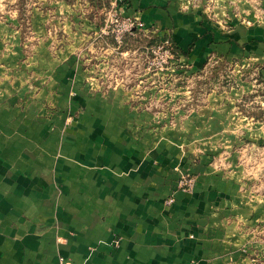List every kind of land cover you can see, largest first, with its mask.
I'll return each mask as SVG.
<instances>
[{
	"label": "crops",
	"instance_id": "0c3cea01",
	"mask_svg": "<svg viewBox=\"0 0 264 264\" xmlns=\"http://www.w3.org/2000/svg\"><path fill=\"white\" fill-rule=\"evenodd\" d=\"M114 4L222 88L107 86ZM186 263L264 264V0H0V264Z\"/></svg>",
	"mask_w": 264,
	"mask_h": 264
},
{
	"label": "rangeland",
	"instance_id": "374dc122",
	"mask_svg": "<svg viewBox=\"0 0 264 264\" xmlns=\"http://www.w3.org/2000/svg\"><path fill=\"white\" fill-rule=\"evenodd\" d=\"M103 17L106 18L105 13ZM140 33L136 37L127 35L122 44L116 43L113 39L115 46H120V51L124 53L123 56L117 55V57L110 58L109 70L106 72L109 77L107 86H112L110 84L113 83L116 85L117 81H122L123 84L128 83L129 89L137 87V93L143 95L144 98V101L139 102V104L154 114L161 113L158 118L159 123L167 125L168 122L174 121L175 118L171 117L173 115L167 116L168 110L173 113V110L183 111L201 106L202 100H198L202 95L222 88L220 83L214 80L215 74H213L214 77L212 76L210 82L201 84L204 78H201L200 75L188 74L182 71L183 69L180 67H175L174 58L168 60L164 69H161V66L159 69L151 68V63L154 60L162 61L160 57L158 60L156 59L153 50L160 47L164 42H157L148 33ZM228 70L229 67L223 79L221 78L223 81L229 79L228 75L231 73ZM174 94L178 95L179 100L175 103L169 102L168 98ZM181 95L189 96V98L184 99ZM158 98H160L159 102L157 101ZM180 100L181 103H179Z\"/></svg>",
	"mask_w": 264,
	"mask_h": 264
},
{
	"label": "built area",
	"instance_id": "2783aa9c",
	"mask_svg": "<svg viewBox=\"0 0 264 264\" xmlns=\"http://www.w3.org/2000/svg\"><path fill=\"white\" fill-rule=\"evenodd\" d=\"M106 15V34L113 36V39L118 44H122L124 38L127 35H133L135 31H144L150 32L148 29L145 28V25L140 23L139 21L134 20L130 17L123 16L118 11V6L116 4L111 5L109 9L105 12ZM153 53L156 56V59L162 58V61L154 60L151 63V68L155 67L159 69H164V66L168 64V60L174 58V51L171 43L164 42L160 47L153 50ZM183 186L187 187L188 189L192 186L191 180H186L183 182ZM173 199H170L168 203H172ZM186 264H194V263H186Z\"/></svg>",
	"mask_w": 264,
	"mask_h": 264
},
{
	"label": "trees",
	"instance_id": "16d2710c",
	"mask_svg": "<svg viewBox=\"0 0 264 264\" xmlns=\"http://www.w3.org/2000/svg\"><path fill=\"white\" fill-rule=\"evenodd\" d=\"M155 42V40H153ZM174 50V49H173ZM175 51V50H174Z\"/></svg>",
	"mask_w": 264,
	"mask_h": 264
}]
</instances>
